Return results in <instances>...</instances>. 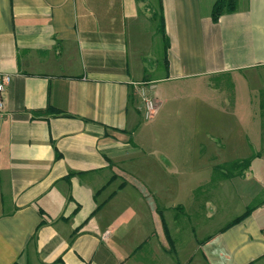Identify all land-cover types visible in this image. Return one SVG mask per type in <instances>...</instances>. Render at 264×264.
I'll list each match as a JSON object with an SVG mask.
<instances>
[{
    "label": "crops",
    "instance_id": "0c3cea01",
    "mask_svg": "<svg viewBox=\"0 0 264 264\" xmlns=\"http://www.w3.org/2000/svg\"><path fill=\"white\" fill-rule=\"evenodd\" d=\"M214 1L161 0L168 47L159 68L149 58L162 40L158 0H0V73L10 77L0 113V264H264V86L239 95L240 80L264 77V0H237L216 22ZM218 79L232 84L233 99L215 110L248 124L234 133L213 113L216 148L259 156L238 182H205L232 184L252 210L184 242L167 209L198 215L204 180L186 202L161 208L156 199H167L177 168L204 160L206 144L159 151L132 140L163 121L177 86L196 81L217 93ZM139 86L156 101L148 118Z\"/></svg>",
    "mask_w": 264,
    "mask_h": 264
},
{
    "label": "rangeland",
    "instance_id": "374dc122",
    "mask_svg": "<svg viewBox=\"0 0 264 264\" xmlns=\"http://www.w3.org/2000/svg\"><path fill=\"white\" fill-rule=\"evenodd\" d=\"M162 51H163V43L158 35V37L153 41V51L149 56L150 59L157 58L158 67L161 68L162 62ZM261 73V72H259ZM258 74V77L247 78L246 82L240 80L239 82L242 93L240 96H251V98L256 97L260 92V88L264 86V77L261 73ZM254 75L255 73H247ZM212 82L213 79H209ZM221 81V85L219 88V92L215 93L212 87H207L206 84H201L200 82H191L190 87H179L177 86V90L174 89L172 92L168 93L167 101L163 103V109L161 111V116L163 117V121L157 122L154 127H151V132L142 133L140 132L133 137L132 142H135L145 149L148 148H156V149H164L163 147L168 145H179L186 144L187 146H193L203 142L206 144L208 151H204L205 158H198L197 164L193 166L187 167H179L177 168V172L180 179L174 181L172 184H168L169 189L165 191L164 196H166V200H158L156 202L161 207L164 204L167 206L170 204V201L174 202V199H179L178 202H186L188 199V189L198 186L196 183L204 180L203 191L204 193L203 199L201 202L203 203L200 207L198 215L192 216L186 213L184 209L170 208L167 209V221L169 223V227L172 230V233H178L177 238L180 240H184L187 242L190 238L197 236L198 238L206 235L207 233L215 232L218 228H220L223 224L237 215L239 212L244 210L245 208V200L243 196L234 191L232 184L228 182L219 183V185L214 188L215 184L206 183L205 181L210 180V175L213 172L212 162H211V154H216V160L213 164L222 163L223 161L231 162L234 161L238 157L250 156L252 153L250 151H242V150H231L229 148L225 149H217L215 146V142L211 137L213 128L218 129L217 121H212V114L218 112L215 109L219 106V101L223 99L226 101H230L233 99V88L231 83L224 84L225 80L218 79ZM215 83V81H214ZM217 84V83H216ZM209 85L211 83L209 82ZM245 85V86H244ZM195 86V87H194ZM244 86V87H243ZM219 93V94H218ZM156 102V101H155ZM218 109V108H217ZM251 111L253 115H257L259 118V113L261 110L258 109V105L256 102L252 104ZM219 121L221 127L228 125V128H231L232 132H238L243 130L245 127L243 121H239L235 118H228L223 113V110H220ZM254 124L258 123V120H252ZM217 124H216V123ZM146 125V123L142 122L141 125ZM243 127V128H242ZM228 128H220L222 131ZM197 131V132H196ZM208 133L209 135H206ZM240 148V146H238ZM212 152V153H211ZM157 153L155 152L154 155ZM193 155V159L195 156L194 149L190 148L188 155ZM151 158H154V155L148 154ZM148 157V156H146ZM209 157V158H208ZM213 158V156H212ZM149 159V158H148ZM196 159V158H195ZM211 162V163H209ZM190 163H188L189 165ZM210 165V166H209ZM160 174L156 171L155 177H159ZM235 179V180H234ZM239 181L233 177V182ZM159 185V184H158ZM161 186V185H159ZM200 189L194 190V196H198L200 193ZM215 192V196L213 198L212 193ZM198 193V194H197ZM238 195V196H237ZM193 196V197H194ZM240 197V198H239ZM215 199L218 200L216 203L220 205L221 208H214ZM162 202V203H160ZM229 202V203H228ZM228 204V205H227ZM227 205V206H226ZM162 208V207H161ZM212 216L211 218H208ZM175 218V221L173 220ZM188 247V248H187ZM186 247L185 252L190 250V245Z\"/></svg>",
    "mask_w": 264,
    "mask_h": 264
},
{
    "label": "trees",
    "instance_id": "16d2710c",
    "mask_svg": "<svg viewBox=\"0 0 264 264\" xmlns=\"http://www.w3.org/2000/svg\"><path fill=\"white\" fill-rule=\"evenodd\" d=\"M158 4H159V8L156 11H154V15L157 17V28L162 37L163 49L165 51L168 47V39L166 37L164 21H163L162 13L160 11L161 0H158ZM236 5H237V0H215L211 7L212 20L216 22L223 13L234 11ZM255 156H259V153H252L250 156L242 159H236L231 162L220 163L215 165L213 167L211 179L213 181H216L222 179H230L234 176H241L244 173V171L249 167L251 160ZM71 174L72 173H69L67 176H65V179H69ZM251 210L252 207L250 206L247 207L241 214H239L238 216L230 220L228 223H226L224 227H222V229L228 228L229 226L241 221L250 213Z\"/></svg>",
    "mask_w": 264,
    "mask_h": 264
},
{
    "label": "built area",
    "instance_id": "2783aa9c",
    "mask_svg": "<svg viewBox=\"0 0 264 264\" xmlns=\"http://www.w3.org/2000/svg\"><path fill=\"white\" fill-rule=\"evenodd\" d=\"M10 77L6 73H0V113L3 110L4 107V101H3V91L5 88V85L9 82ZM138 85V83H137ZM140 99L143 103V110L142 114L145 118L150 117L156 108V102L150 95L147 94L145 88L143 86H139L138 88Z\"/></svg>",
    "mask_w": 264,
    "mask_h": 264
}]
</instances>
